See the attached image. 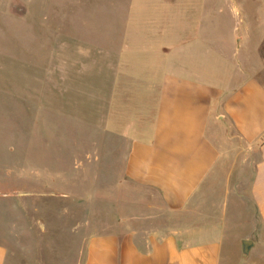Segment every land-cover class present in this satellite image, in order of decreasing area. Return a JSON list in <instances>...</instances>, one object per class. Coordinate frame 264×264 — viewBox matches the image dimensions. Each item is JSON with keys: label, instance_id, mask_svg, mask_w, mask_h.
<instances>
[{"label": "crops", "instance_id": "obj_1", "mask_svg": "<svg viewBox=\"0 0 264 264\" xmlns=\"http://www.w3.org/2000/svg\"><path fill=\"white\" fill-rule=\"evenodd\" d=\"M150 1L160 6V39L145 42L153 53L140 55L135 45L143 40L130 37L131 63L147 73L129 90L141 98L138 109L154 103L153 120L148 128L144 115L137 122L113 196L101 187L87 200L98 197L106 207L56 214L72 221L65 248L40 239L47 226L37 211L18 212L17 231L8 233L15 239L0 244V264H222L226 243V264H264V0H131L130 14ZM222 25L234 30L236 49L252 44L257 60L220 81L200 54L217 52ZM115 88L123 90L116 80ZM4 92L0 83L3 105ZM120 104L117 134L127 136L128 104ZM16 179L2 177L0 186L25 181ZM138 192L154 201L142 213ZM169 217L172 224L150 226ZM243 241L253 243L248 258Z\"/></svg>", "mask_w": 264, "mask_h": 264}, {"label": "rangeland", "instance_id": "obj_2", "mask_svg": "<svg viewBox=\"0 0 264 264\" xmlns=\"http://www.w3.org/2000/svg\"><path fill=\"white\" fill-rule=\"evenodd\" d=\"M130 1L0 0V49H8L0 52V83L6 91L0 104V179H25L0 186V244L15 239L8 233L17 231L18 212L34 210L47 226L40 227V239L69 246L73 239L65 229L72 221L56 214L106 207L98 197L87 199L101 187L113 196L112 179L121 176L130 138L138 135L137 122L144 115L146 128L151 125L154 103L138 109L141 98L129 90L147 73L131 63L129 40L132 35L143 40L135 45L140 55L153 53L145 42L160 39V6L150 1L130 14ZM223 25L217 32V52L200 54L202 64L215 68L220 81L231 70L254 67L257 60L252 44L236 49L234 30ZM234 26L244 33L237 17ZM124 41L128 61L120 53L127 48ZM114 80L127 87L112 91ZM105 93L110 97L106 95L103 105ZM14 98L19 104H13ZM122 98L128 104L126 124L132 125L127 136L117 134ZM97 177L105 178V185ZM141 192L138 199L144 198ZM151 200L141 199L138 213ZM172 219L152 220L150 226L172 224ZM230 248L226 243L222 264Z\"/></svg>", "mask_w": 264, "mask_h": 264}, {"label": "water", "instance_id": "obj_3", "mask_svg": "<svg viewBox=\"0 0 264 264\" xmlns=\"http://www.w3.org/2000/svg\"><path fill=\"white\" fill-rule=\"evenodd\" d=\"M253 246V243L251 241H243L242 242V251L244 258H248L250 249Z\"/></svg>", "mask_w": 264, "mask_h": 264}]
</instances>
